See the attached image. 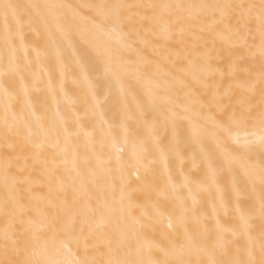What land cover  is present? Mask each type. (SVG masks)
I'll return each instance as SVG.
<instances>
[{
    "label": "snow or ice",
    "instance_id": "obj_1",
    "mask_svg": "<svg viewBox=\"0 0 264 264\" xmlns=\"http://www.w3.org/2000/svg\"><path fill=\"white\" fill-rule=\"evenodd\" d=\"M0 264H264V0H0Z\"/></svg>",
    "mask_w": 264,
    "mask_h": 264
},
{
    "label": "bare ground",
    "instance_id": "obj_2",
    "mask_svg": "<svg viewBox=\"0 0 264 264\" xmlns=\"http://www.w3.org/2000/svg\"><path fill=\"white\" fill-rule=\"evenodd\" d=\"M71 3H80L82 0H70Z\"/></svg>",
    "mask_w": 264,
    "mask_h": 264
}]
</instances>
